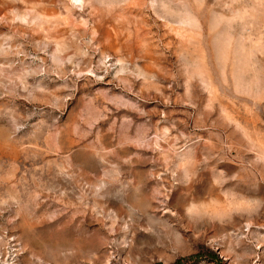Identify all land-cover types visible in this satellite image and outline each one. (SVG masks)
Here are the masks:
<instances>
[{
	"label": "rangeland",
	"instance_id": "1",
	"mask_svg": "<svg viewBox=\"0 0 264 264\" xmlns=\"http://www.w3.org/2000/svg\"><path fill=\"white\" fill-rule=\"evenodd\" d=\"M0 264H264V0H0Z\"/></svg>",
	"mask_w": 264,
	"mask_h": 264
}]
</instances>
